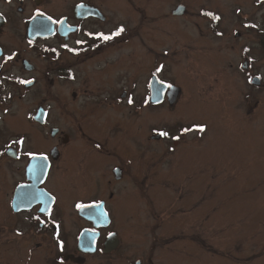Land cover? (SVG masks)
Instances as JSON below:
<instances>
[{"label": "flooded vegetation", "instance_id": "af4514ba", "mask_svg": "<svg viewBox=\"0 0 264 264\" xmlns=\"http://www.w3.org/2000/svg\"><path fill=\"white\" fill-rule=\"evenodd\" d=\"M247 12L251 17L257 14V24L240 17ZM233 21L253 29L262 46L264 0H0V217L2 213L6 217L0 219V264H89L96 254L108 258L119 252L120 256L121 237L111 225L113 219L117 225L123 206L125 180L144 195L156 179L152 169L161 150L155 143L166 146L165 155L157 157L159 163L164 157L169 165L178 147L182 158L204 132L199 131L204 123L175 126L177 119H170L186 92L165 79L163 72H170L177 65L175 56L187 54L189 46L198 45V53L215 57L221 46H227L229 39L220 38ZM129 25L133 37L124 36ZM120 27L124 31L119 36L101 39L113 36ZM243 36L234 33L236 39ZM164 43L179 50H172L171 57L168 50H158L157 59L155 45ZM125 46L131 53L125 54ZM242 52L244 61L226 59L219 71L225 78L239 71L237 76L243 75L249 86L257 78L255 88H260L247 48ZM161 81L171 88H162L158 97ZM243 84L245 90L239 93L246 100L252 90ZM14 94L18 96L13 98ZM79 98L83 101L77 103ZM11 100L22 107L16 102L14 111L21 115L9 114ZM160 109L168 119L156 127L153 117ZM250 110L246 104L244 112ZM10 121L22 124L23 131L3 133ZM186 129L195 131L196 139H183ZM72 143L76 149L85 148L82 158L78 152L73 159L88 170L89 175L84 174L99 187L98 197L71 196L76 170L71 167ZM79 176L76 173L78 181ZM80 204L86 207L84 216ZM83 231L89 235L88 242L93 240L91 253L78 250ZM149 234L153 236L149 254L137 256L131 264H155L152 252L167 241L156 239L155 230ZM110 237L117 239V245L105 252ZM176 237L170 241L176 242Z\"/></svg>", "mask_w": 264, "mask_h": 264}, {"label": "rangeland", "instance_id": "374dc122", "mask_svg": "<svg viewBox=\"0 0 264 264\" xmlns=\"http://www.w3.org/2000/svg\"><path fill=\"white\" fill-rule=\"evenodd\" d=\"M249 8L247 3L248 11ZM240 17L253 19L251 22L257 24V14L251 17L247 12ZM260 27L264 30V24ZM125 30V37H133L130 25L125 26ZM236 31L244 36L234 38ZM255 33L253 29L244 28L240 21L229 22L220 38L229 39L228 44L221 46L215 57L198 53V45L189 46L187 54L181 53L173 59L177 65L170 72H163L165 79L180 89L184 87L183 92H186L183 103L171 113L170 119H177L175 126L204 123L206 130L198 143H194V150L188 148L182 158L181 146L178 147L169 165H166L164 157L160 163L157 157L162 156L166 146L163 142L155 143L157 150L161 151L156 155L152 169L156 179L151 188L144 189L145 194L142 195L140 192L143 191L135 188L131 180L124 182L123 206L116 216L117 225L114 219L111 225L121 237L120 256L119 252L108 258L96 254L89 259V264H131L137 256L146 257L153 238L150 230H155L156 239L167 241L164 245L157 244L152 252L150 258L155 264H264V49ZM209 41L215 42L213 39ZM167 44L155 45L157 59L158 50H168L169 57L172 50H179L178 46ZM129 47L134 48L133 45ZM243 48H247L252 75L260 77L258 90L254 85L250 87L243 75L239 78V71L234 75L228 73L226 78V74L219 71L226 59L237 64L244 61ZM131 51V48L124 47L125 54ZM243 82L252 90L251 97L246 100H242L239 93L245 90ZM132 85L128 84L129 87ZM202 89L203 93L199 94ZM17 96L14 94L13 98ZM11 101L12 113L9 114H18L15 112L16 102L18 107L21 106L16 100ZM80 101L83 99L76 102ZM246 104L251 107L248 114L244 112ZM153 118L155 126L161 127L163 118L168 119V115L160 109ZM9 123L3 132L6 135L23 131L22 124ZM168 127L173 128L174 125ZM188 129L183 139L190 142L197 135ZM173 130L178 132L177 127ZM78 140L76 137L75 143ZM75 143L71 146V167L76 169L71 196L98 197L99 187L84 174L89 175L88 170L81 169L79 160L73 159L78 152L81 158L86 154L83 144L76 149L73 147ZM15 165L20 166L21 163H13ZM76 173L78 176L84 174V177L79 176L78 181ZM4 218L2 213L0 219ZM75 221L74 227L78 225ZM174 235L179 239L172 243L170 239H174Z\"/></svg>", "mask_w": 264, "mask_h": 264}, {"label": "water", "instance_id": "95a60500", "mask_svg": "<svg viewBox=\"0 0 264 264\" xmlns=\"http://www.w3.org/2000/svg\"><path fill=\"white\" fill-rule=\"evenodd\" d=\"M259 84V80L257 78L252 79V85H258ZM85 206L83 209H81L80 214L84 216V211H85ZM92 207L89 206L87 207L88 209H91ZM89 235L86 234L85 231H83L79 237V241H78V250L80 252H93L94 250V243L93 240H91V242H88ZM117 245V239L115 237H110L107 239L106 243H105V252H109L110 250H113L115 248V246Z\"/></svg>", "mask_w": 264, "mask_h": 264}, {"label": "snow or ice", "instance_id": "6c2138e0", "mask_svg": "<svg viewBox=\"0 0 264 264\" xmlns=\"http://www.w3.org/2000/svg\"><path fill=\"white\" fill-rule=\"evenodd\" d=\"M38 15H43V13H38ZM203 15L212 16V18L215 19V20H219L220 19V17L218 15H214V14H212L210 12H205V13H203ZM49 19H51V18H49ZM123 31H124V28L120 27V28H118L116 30V32L113 34V36H102L101 39H103L105 41L113 39L114 36H119ZM21 83H31V81H21ZM160 83H161V88H157L156 89V94H157L158 97L162 94V88H165V87L166 88H171L170 84H164L163 81H161ZM129 103L130 104L132 103L131 99H129ZM205 130L206 129L203 126H199V131L203 132ZM185 131H187V129ZM159 134L161 136H167L168 135L167 132H160ZM177 139H178V137H177ZM20 143H23V142L20 141ZM40 159L46 161L47 157L46 156H42V157H40ZM77 207L80 208V209H83L84 205L80 204V205H77ZM93 207L100 208V207H102V205H94ZM104 215H106V214H104Z\"/></svg>", "mask_w": 264, "mask_h": 264}, {"label": "trees", "instance_id": "16d2710c", "mask_svg": "<svg viewBox=\"0 0 264 264\" xmlns=\"http://www.w3.org/2000/svg\"><path fill=\"white\" fill-rule=\"evenodd\" d=\"M261 44H262V48L264 49V41H262V43H261Z\"/></svg>", "mask_w": 264, "mask_h": 264}]
</instances>
